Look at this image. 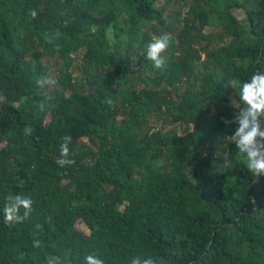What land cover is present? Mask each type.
<instances>
[{
  "label": "trees",
  "instance_id": "1",
  "mask_svg": "<svg viewBox=\"0 0 264 264\" xmlns=\"http://www.w3.org/2000/svg\"><path fill=\"white\" fill-rule=\"evenodd\" d=\"M158 2L0 0V264H264V176L223 119L264 72V0ZM17 193L33 211L7 225Z\"/></svg>",
  "mask_w": 264,
  "mask_h": 264
},
{
  "label": "clouds",
  "instance_id": "2",
  "mask_svg": "<svg viewBox=\"0 0 264 264\" xmlns=\"http://www.w3.org/2000/svg\"><path fill=\"white\" fill-rule=\"evenodd\" d=\"M30 16L36 18L38 12L35 9L30 11ZM172 41L170 33L154 38L148 45L146 56L153 66L162 69L165 65L163 53H165ZM36 85L40 88H52L57 81L54 77L41 76L36 79ZM229 85L235 90L238 89L239 100L244 105L232 120L224 119L226 125L237 124L234 133L231 135V141L235 143L238 152L244 157V163L255 179L264 176V72H255L249 80L239 81L232 79ZM112 104L113 101H106ZM41 110L44 104H40ZM25 135H30L31 127L24 129ZM71 136L63 137V143L60 145V156L57 157L56 163L61 167L71 166L75 163L70 159L69 143ZM22 184L23 181H20ZM33 201L30 197L17 193L9 194L6 197V203L3 208L4 223L11 225L22 222L33 211ZM24 209L23 215H20V209ZM34 246L39 247L38 240L33 241ZM48 264H59V258L49 259ZM85 264H105V261L95 253L85 257ZM131 264H157L152 257L141 258L135 257Z\"/></svg>",
  "mask_w": 264,
  "mask_h": 264
},
{
  "label": "rangeland",
  "instance_id": "3",
  "mask_svg": "<svg viewBox=\"0 0 264 264\" xmlns=\"http://www.w3.org/2000/svg\"><path fill=\"white\" fill-rule=\"evenodd\" d=\"M163 2H164V0H159L158 4L161 5ZM239 13H240V12H239ZM238 16H241V15L239 14ZM240 18L242 19V16H241ZM212 29H213L212 27H208V28H206V31H207V32H210ZM76 71H77V68H76L75 66H73V67H72V72H73V73H76ZM232 100H233V102H235V103H236V101H237L236 98H235V96H232ZM169 126H170V125H169ZM80 227H81L82 229H85L82 225H80Z\"/></svg>",
  "mask_w": 264,
  "mask_h": 264
}]
</instances>
